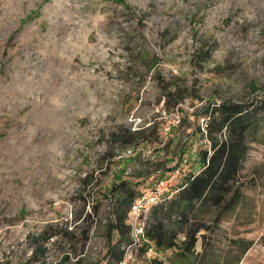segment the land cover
I'll return each instance as SVG.
<instances>
[{"label": "rangeland", "instance_id": "rangeland-1", "mask_svg": "<svg viewBox=\"0 0 264 264\" xmlns=\"http://www.w3.org/2000/svg\"><path fill=\"white\" fill-rule=\"evenodd\" d=\"M260 96L264 0H0V264H111L112 183L197 170L202 110ZM263 132L193 264H264Z\"/></svg>", "mask_w": 264, "mask_h": 264}, {"label": "trees", "instance_id": "trees-1", "mask_svg": "<svg viewBox=\"0 0 264 264\" xmlns=\"http://www.w3.org/2000/svg\"><path fill=\"white\" fill-rule=\"evenodd\" d=\"M258 100V106L253 102L223 101L202 110L205 120L198 132L206 149L196 155L198 169L194 170V165L187 169L186 163L174 197L151 208L147 216L144 233L152 243L156 258L170 250L177 258V264H193L195 233L202 228L194 227V222L209 214L211 209H232L237 197L234 186L248 145L257 142L255 136L264 129V97L260 96ZM174 164L143 191L164 178ZM109 193L114 209L106 231L107 251L112 258L111 264H117L126 243L127 209L140 192L133 194L130 183L120 181L112 183ZM179 234H183V242L177 241ZM157 259L152 260L153 264H164ZM57 264H64V260Z\"/></svg>", "mask_w": 264, "mask_h": 264}, {"label": "built area", "instance_id": "built-area-1", "mask_svg": "<svg viewBox=\"0 0 264 264\" xmlns=\"http://www.w3.org/2000/svg\"><path fill=\"white\" fill-rule=\"evenodd\" d=\"M186 163L184 158L179 160L164 178L155 182L147 190L140 192L129 204L125 220L128 229L126 243L122 246L121 258L117 264H134L138 251H142V255L147 258L155 256L152 243L144 233V218L151 208L174 197Z\"/></svg>", "mask_w": 264, "mask_h": 264}, {"label": "crops", "instance_id": "crops-1", "mask_svg": "<svg viewBox=\"0 0 264 264\" xmlns=\"http://www.w3.org/2000/svg\"><path fill=\"white\" fill-rule=\"evenodd\" d=\"M170 166H171V165H170ZM170 166H169V167H170Z\"/></svg>", "mask_w": 264, "mask_h": 264}]
</instances>
